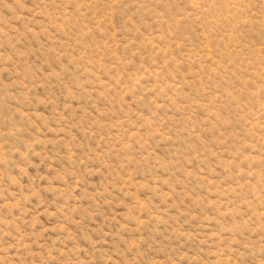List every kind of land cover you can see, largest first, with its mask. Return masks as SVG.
I'll return each mask as SVG.
<instances>
[{
  "label": "rangeland",
  "instance_id": "1",
  "mask_svg": "<svg viewBox=\"0 0 264 264\" xmlns=\"http://www.w3.org/2000/svg\"><path fill=\"white\" fill-rule=\"evenodd\" d=\"M0 264H264V0H0Z\"/></svg>",
  "mask_w": 264,
  "mask_h": 264
}]
</instances>
